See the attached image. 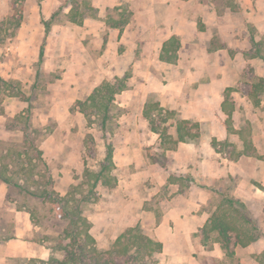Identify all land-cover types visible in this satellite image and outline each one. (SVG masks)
<instances>
[{
    "label": "rangeland",
    "instance_id": "374dc122",
    "mask_svg": "<svg viewBox=\"0 0 264 264\" xmlns=\"http://www.w3.org/2000/svg\"><path fill=\"white\" fill-rule=\"evenodd\" d=\"M199 1L218 5L220 15H235L241 22L239 26L252 34L250 49H233L232 45V61L216 55L217 46L229 44L231 27L225 24L228 26L219 34L220 30L210 23L214 33L210 39L208 33H202L207 28L201 12L194 9L186 23L185 37L173 35L181 42L178 58L166 62L160 59V42L168 30L160 23L154 30L153 26L136 24L130 0H124L122 10L119 5L104 9V0H0V169L12 180L7 185L6 199L0 203V264H29L32 258L37 259L32 263L39 264L40 257L6 255V240L23 228L26 220L30 222V233L24 237L45 245L49 249L47 259L63 258L61 242L66 222L56 215V208L62 204L60 198L71 194L78 200L86 194L90 199L83 208L88 216L99 208L96 204L104 192L115 203L122 202L112 195L122 187L120 182L126 190L132 189L126 195L137 199L144 196L147 208L157 209V204L159 210L162 206L158 199L182 194L184 187L192 183L206 185L213 189L208 213L212 215L218 208L223 193L229 194L245 202L263 230L264 185L260 178L264 171V90L255 91L257 98L252 93L264 77V59L258 56L264 55V37L253 39L258 34L243 11L226 12L229 4L236 5L234 0H192L191 6ZM155 8L158 21L166 12L157 4ZM143 13V23L148 24L146 11ZM53 14L45 57L40 62L44 20H50ZM103 20L122 23V41L119 37L108 46ZM252 56L260 57V66L249 61ZM229 65L230 75L223 76L218 69ZM126 71L127 86L116 95L103 129V116H86L78 102L101 83L116 82ZM206 83H213L215 89L200 87ZM228 87L232 88L229 93L234 105L233 132L228 131L227 115L222 110ZM156 101L164 108L155 115L161 128L167 125L168 133L175 137L177 120L187 119L188 127L198 136L180 142L175 149L168 148L171 143L164 145L143 116L144 105ZM168 110L176 114L170 116ZM166 116L168 120L163 123L161 119ZM213 139L220 142L217 148L221 152L214 147ZM247 142L250 148L246 154L237 156ZM108 144L113 151L119 144L122 148L127 144L120 157L130 152L135 162L122 168L115 164L111 171L113 183H98L89 193L93 179L86 170L97 172L101 168ZM158 174L162 180L156 179ZM162 181L165 183L160 185ZM174 182L180 187H171ZM254 185L260 190L254 188L256 192L250 195L248 188ZM236 188L244 198L235 194ZM18 212L25 213V219L18 218ZM140 225L135 227L145 234ZM211 235V241L217 237L216 232ZM112 238L103 234L96 239L97 247L111 249L116 240ZM229 249L234 253L224 250L223 259L213 257L212 264L258 261L257 254L245 248H240L238 254L235 247ZM143 252L144 258L136 260L131 257L134 254L115 258L117 264H160L158 252L150 251V256L146 250Z\"/></svg>",
    "mask_w": 264,
    "mask_h": 264
},
{
    "label": "crops",
    "instance_id": "0c3cea01",
    "mask_svg": "<svg viewBox=\"0 0 264 264\" xmlns=\"http://www.w3.org/2000/svg\"><path fill=\"white\" fill-rule=\"evenodd\" d=\"M130 1V8L136 11L134 18L136 24L150 26L151 28L153 26V30L158 26V23H160L162 27H166L168 34L163 39L161 38V47L163 46V43L173 35H177L181 37V39L182 37H185L184 33L186 32V23L191 17V12L194 9L201 12L202 21L207 28V31L203 29L202 33L206 36L208 33L210 39L214 36L210 23L213 22V27L220 30L219 34L224 29V26H228L225 24L230 25L232 31L230 32V38L227 39L229 44L217 46L218 49H215L214 51L216 55H221L227 61H232V57L230 55L232 45L234 46L233 49H237L238 47L250 49V43H252V34L248 32L247 28L244 29L245 26H239L241 23L240 20L233 17L235 15H232L231 12L243 11L246 14L247 21L253 23V26L258 34L257 36H253L255 41H257L259 37H264V0H234L233 2L236 3L235 6L229 4L230 6L225 7L226 12L231 13H226V15H220L218 13V5L211 6L210 4L206 2L202 3L201 1H199L198 5L194 6H191L192 0ZM123 2L124 0H104V9H108L107 6L114 7L115 5H119L120 8L118 9L122 10ZM156 4L164 12H166L164 17L160 15L158 21L155 19L157 10L155 8ZM144 11H146V21H149L148 24L147 22L143 23V16L145 15L143 13ZM111 21L113 22L110 23V20L102 21V24L105 26L104 29L108 31L109 35L107 41L108 46L119 37L122 41V23L115 20ZM161 21L165 26L161 23ZM129 25L130 23L126 25L127 27L124 30V34L128 31ZM241 29L244 30L241 31ZM222 39L223 41L226 40H224V38ZM120 56L122 57L121 54ZM249 61L260 66V57L258 58L252 56ZM230 65L223 66L222 69H218L223 72V76L230 75ZM111 68L113 69V66H111ZM116 73L119 74L121 72L116 71ZM260 75H263V73ZM200 87L207 89L208 91L215 89L213 83H206ZM141 142L142 140H140L138 144L140 148L142 147ZM126 146L127 144L123 148H126ZM123 148L122 145L119 144L115 147L114 151V162L117 167L121 168L135 162V159L132 158V154L130 152L128 154L126 153L123 158H121L122 154L120 151H122ZM203 171H205V174L207 173L206 167L203 168ZM156 179L162 180L159 174ZM260 180L264 185V171L261 172ZM163 183H165V181H162L160 185ZM7 185L8 184L5 182L0 181V203L6 199ZM119 185L122 187L117 188L112 195H117L122 199L120 204L117 202L115 203L112 198L106 197L104 192L100 197V202L96 204L99 208L95 209L96 211H90L87 216L92 222L91 233L97 240H99L103 234L111 235L114 237L112 239H115L127 228L135 227L136 225L141 224L140 226L144 228V233L147 236L162 243V248L158 252V255L161 257L160 264H212L214 259H223L225 251L222 247L221 241H219L217 237L211 241V237L207 239L203 238L201 235V228L211 216L206 207L210 202L213 189L200 183H192L188 187H184L185 190L182 191V194L178 193L176 196L168 197L166 199L164 198L161 201L158 199L157 201H159V204L162 206V210H159L157 204V209L147 208V206H145V200L147 198L143 195V197H139V199L134 196L126 195L125 193L130 194L132 189L126 190L127 188L124 187L121 182ZM173 185L175 187H180V184L177 182L171 184V187H174ZM254 188L257 191L260 190V187H256L255 185L249 187L248 189L251 192L250 195L256 192ZM262 190L264 189L262 188ZM132 193L134 194L133 191ZM235 194L244 198L243 192L240 189L236 188ZM246 197H248V195ZM115 205H118V207ZM17 217L25 219V213L18 212ZM29 227L30 222L27 220L24 221L23 228H20L17 233H14V236L6 240V255L10 257L23 256L28 257L29 259L32 256L40 257L39 259H47L48 257L46 258V256H49V249H47L45 245L32 242L27 237H24L25 234L29 235ZM262 229L264 232V227ZM113 232L116 233L113 234ZM207 241L209 244H207ZM234 247L237 254L240 248H245L250 253L260 254L264 252V237L258 238L256 241L248 244L247 246L236 245ZM244 264L260 263L254 259H250Z\"/></svg>",
    "mask_w": 264,
    "mask_h": 264
},
{
    "label": "trees",
    "instance_id": "16d2710c",
    "mask_svg": "<svg viewBox=\"0 0 264 264\" xmlns=\"http://www.w3.org/2000/svg\"><path fill=\"white\" fill-rule=\"evenodd\" d=\"M52 15L50 20H44L45 24V37L40 46L39 61L42 62L45 57L46 38L51 28V20L54 18ZM181 47L180 39L177 36H172L163 43L160 53V59L167 62H174L178 58V51ZM264 59V55L258 54ZM128 71L122 78L117 77L116 82H103L93 89L92 93L83 101L78 102L80 110L86 115L90 114L102 115V126L105 129L106 121L110 117L111 105L116 99V95L124 90L127 86L126 77ZM264 90V77H261L256 84L254 93L256 91ZM231 87H228L224 93V101L222 109L226 113V124L228 131H235L233 127V110L234 105L230 101ZM254 98H257L256 93ZM259 103V100H255ZM164 108L160 102H147L144 105L143 116L148 119L152 131L159 133L162 137L164 145L171 143L168 147L170 149L177 148L180 142H186L198 136L193 132L188 125L190 121L187 119H178L176 124V136L173 137L168 133V126L160 127L159 122L155 118L156 112L162 113ZM170 116L176 114L175 110H168ZM167 116L162 118L163 123L167 122ZM197 124H193V126ZM217 151L222 150L217 148L219 143L216 139L212 141ZM227 143V142H222ZM250 148L249 143L245 145L244 149L237 154L242 156L246 154L247 149ZM113 147L108 144L106 156L104 158L101 168L95 172L86 170L87 176L92 178L88 192L98 185V183H113L115 177L111 175L112 169L115 167L113 160ZM0 180L6 184H12L9 176L5 175L0 169ZM45 193L48 189L45 188ZM68 193V192H67ZM71 194L60 198V204L56 208V215L62 220H65L66 226L63 230V242L61 250L65 253L63 258L51 256L49 259H39V264H117L115 257H122L131 255L133 259L144 258L142 255L144 250L150 256V251L159 252L162 248V243L146 236L138 231L136 227H129L122 232L114 241L112 248L109 250H100L97 247L96 238L91 233L92 222L84 213L83 204L90 199L86 194H83L78 200L71 197ZM226 205V208H223ZM213 232L217 233V239L221 241L222 247L226 250L227 254H233V248L236 245L247 246L248 244L256 241L260 237H264V232L261 230L255 218L251 215L245 202L237 197L223 193V200L218 208L212 213L208 221L201 228V235L204 238H210ZM233 245V247H232ZM134 249V252H131ZM131 252V254H130ZM113 255V257H111ZM260 264H264V252L255 256ZM32 258L29 264L37 260ZM32 264H35L32 263Z\"/></svg>",
    "mask_w": 264,
    "mask_h": 264
}]
</instances>
